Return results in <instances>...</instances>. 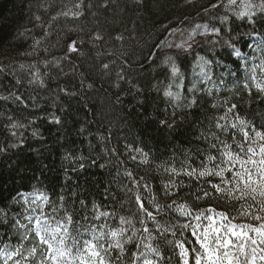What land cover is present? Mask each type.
I'll return each instance as SVG.
<instances>
[{
  "label": "trees",
  "instance_id": "obj_1",
  "mask_svg": "<svg viewBox=\"0 0 264 264\" xmlns=\"http://www.w3.org/2000/svg\"><path fill=\"white\" fill-rule=\"evenodd\" d=\"M201 26L208 34L190 50L167 49L172 32ZM174 70L176 99L166 95ZM257 85L264 0H0V264H92L89 244L104 264H183L179 243L194 264L199 245L183 225H206L198 214L259 227L264 165H247L257 193L235 199L243 169L224 154L246 160L253 147L262 158L264 141L252 143L264 133ZM36 218L50 230L63 224L67 259L50 258ZM253 247L264 264V245Z\"/></svg>",
  "mask_w": 264,
  "mask_h": 264
},
{
  "label": "snow or ice",
  "instance_id": "obj_2",
  "mask_svg": "<svg viewBox=\"0 0 264 264\" xmlns=\"http://www.w3.org/2000/svg\"><path fill=\"white\" fill-rule=\"evenodd\" d=\"M232 2L235 3V0H232ZM71 51H76V47L74 45L71 47ZM175 74L176 72L174 70L173 75ZM257 88L259 91L264 92V88L260 87V85H257ZM166 95L171 96L172 93L169 92L166 93ZM235 107L236 106L233 105L228 109V111L232 112ZM220 119L223 120L224 117H220ZM56 122L59 123L58 120ZM239 124L244 125L245 122L243 120H239ZM232 127L235 128L236 124H233ZM243 135L247 140L249 133L243 132ZM254 135L256 139L253 140L252 143L264 141V133L255 132ZM240 149L241 152H245L243 145H240ZM258 151L262 157L259 161L254 159V157L257 155V149L253 147L247 148L245 154L247 155L250 153V155L247 156L246 160L241 159L239 155H233L231 151H226L224 153L228 162H231L233 166L239 164L240 168L243 169V171L234 173V176L239 179L240 183H243V188L240 187V183H236L235 191L240 192L241 195L234 196L233 198L243 199L250 193H257V188L252 186L254 183L251 178L252 170L249 169L247 165H264V145H260ZM210 159L214 158L210 157ZM225 171L231 172L232 168L221 169L216 172H213L211 169H206L205 171H201L199 175L201 177L216 175L222 178ZM256 172L261 174V180L264 181V167H256ZM188 175H194V173L189 172ZM213 187L217 192L225 191L219 185H213ZM258 187L261 189V191H259L257 194L264 197V182L259 183ZM228 192L229 194H232L233 190L229 189ZM205 195H208V193H205ZM140 207L142 210H144L143 204H140ZM183 207L184 206H181L182 209ZM260 211L264 212V206L261 207ZM207 212L210 213V215L205 217L203 213H200L195 217L196 221H200L203 217L207 221L206 225H202L200 223L191 226L189 224L183 225L184 228H192V235L195 237L196 243L199 245V249H192V252L195 254L191 257L194 264H255L257 260L258 249L253 246L264 245V223H261L259 227H252L249 224H236L233 223V221L237 219L236 216L230 218L228 214L224 212H216L215 209H207ZM245 214H247V209H244L240 213V215ZM102 215H106V213ZM146 215L154 219L151 212L146 211ZM253 219L259 221L264 219V217L254 216ZM35 228L37 235L40 236V243L46 244L48 249L52 250L48 253V255L54 262L65 260L69 257L70 251L65 252L62 247L64 244L63 237L57 241V235L60 234L62 225H58L55 229L50 230L47 221H41L40 219H37ZM145 231H148V229L145 228ZM41 232L46 233L48 238L46 239L44 235H40ZM64 232L67 234L66 228L64 229ZM250 233H254L255 238H253ZM122 234V230L120 233L113 231L111 236L116 238L118 235ZM54 243H58L60 247L54 248ZM113 246L117 248L123 247L119 241H117ZM177 247L180 249V255L183 258V264H189V250L184 247L183 243H179ZM85 251L90 257L93 258L92 264H96L95 258H99V264H104V258L101 256L100 251L96 250V245L89 244ZM35 253L36 249L33 248L30 252V255H35ZM16 255H20V253L17 252ZM78 258L80 259L81 264H87V261L84 257ZM259 258L264 260V255H261ZM147 264H151V262L149 261Z\"/></svg>",
  "mask_w": 264,
  "mask_h": 264
},
{
  "label": "rangeland",
  "instance_id": "obj_3",
  "mask_svg": "<svg viewBox=\"0 0 264 264\" xmlns=\"http://www.w3.org/2000/svg\"><path fill=\"white\" fill-rule=\"evenodd\" d=\"M207 34L208 33L206 31V28H204V26L196 28L194 31H191L188 34L175 31L171 33L170 37L166 41V47L167 49H171V50H179V51L190 50L192 46H194L199 41L204 39L207 36ZM179 78L180 77H178V75H174L175 81L173 85L170 84L166 90L167 93L169 92L172 93L170 97L173 99H176L181 92L180 90L181 84L179 83L180 82Z\"/></svg>",
  "mask_w": 264,
  "mask_h": 264
},
{
  "label": "bare ground",
  "instance_id": "obj_4",
  "mask_svg": "<svg viewBox=\"0 0 264 264\" xmlns=\"http://www.w3.org/2000/svg\"><path fill=\"white\" fill-rule=\"evenodd\" d=\"M138 149V148H137ZM137 159V158H136ZM135 159V160H136ZM139 159V158H138ZM134 160V159H133ZM141 161V160H140ZM36 188V187H35ZM33 189H34V187H33ZM40 189V188H39ZM35 190V189H34ZM34 190H33V192H34ZM39 191V190H38ZM24 192V191H23ZM26 192V191H25ZM30 192V191H29ZM40 192V191H39ZM35 193H37V192H35ZM22 194V193H21ZM31 194V193H30ZM30 194H29V196H30ZM43 195V194H42ZM45 195V194H44ZM27 196V195H26ZM38 196H39V194H38ZM20 197V196H19ZM22 197V196H21ZM20 197V198H21ZM24 199H25V197H24ZM38 199V198H37ZM28 200V199H27ZM25 201V200H24ZM46 201V200H45ZM29 203V202H28ZM16 204V203H15ZM22 204V203H21ZM40 204V203H39ZM33 205V204H32ZM38 205V204H37ZM43 205V204H42ZM25 206V205H24ZM23 206V207H24ZM27 206V205H26ZM36 206V205H35ZM39 206V205H38ZM45 206V205H44ZM39 208V207H38ZM40 211V210H39ZM46 212V211H45ZM17 213V212H16ZM22 214V213H21ZM27 214V213H26ZM29 214H30V212H29ZM37 215V214H36ZM36 215H34V214H30L29 216H28V220L30 221L31 220V223H33V221H35V217H36ZM25 216V215H24ZM19 217V216H18ZM37 219V218H36ZM42 221V220H41ZM49 221V220H48ZM24 223V222H23ZM17 224V223H16ZM15 224V225H16ZM18 224H20V223H18ZM53 224V223H52ZM49 225H51V224H49ZM63 225V224H62ZM33 226V225H32ZM35 227V226H34ZM50 228V227H49ZM52 228V227H51ZM63 228V227H62ZM32 229V228H31ZM30 229V230H31ZM54 229V228H53ZM36 230V229H35ZM24 233V232H23ZM22 233V234H23ZM42 233V232H41ZM20 234V233H19ZM68 234V233H67ZM67 234L65 235V236H67ZM60 235V234H59ZM8 236V235H7ZM10 237V236H9ZM61 237H63V236H61ZM58 238V237H57ZM64 240H66V239H64ZM6 244V243H5ZM7 245V244H6ZM10 245V244H9ZM54 245V244H53ZM59 245V244H58ZM57 245V246H58ZM14 246V245H13ZM6 247V246H5ZM8 247V246H7ZM29 247V246H28ZM55 247V246H54ZM59 247V246H58ZM1 248V247H0ZM3 248V247H2ZM16 249H17V247H16ZM20 249V248H19ZM1 250H4V252H5V249H1ZM20 251V250H19ZM31 251V250H30ZM3 252V251H2ZM3 252V253H4ZM16 252H17V250H16ZM15 254V253H14ZM12 257V256H11ZM2 261V260H1Z\"/></svg>",
  "mask_w": 264,
  "mask_h": 264
}]
</instances>
